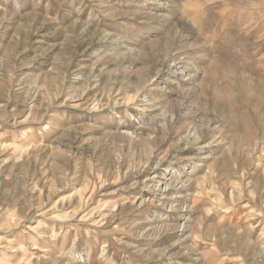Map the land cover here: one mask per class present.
I'll use <instances>...</instances> for the list:
<instances>
[{
    "label": "rangeland",
    "instance_id": "374dc122",
    "mask_svg": "<svg viewBox=\"0 0 264 264\" xmlns=\"http://www.w3.org/2000/svg\"><path fill=\"white\" fill-rule=\"evenodd\" d=\"M0 264H264V0H0Z\"/></svg>",
    "mask_w": 264,
    "mask_h": 264
}]
</instances>
